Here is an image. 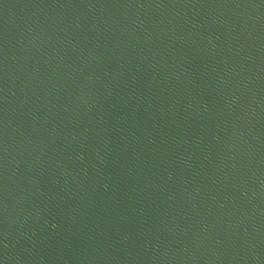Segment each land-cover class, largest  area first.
Listing matches in <instances>:
<instances>
[{
    "label": "water",
    "instance_id": "1",
    "mask_svg": "<svg viewBox=\"0 0 264 264\" xmlns=\"http://www.w3.org/2000/svg\"><path fill=\"white\" fill-rule=\"evenodd\" d=\"M0 264H264V0H0Z\"/></svg>",
    "mask_w": 264,
    "mask_h": 264
}]
</instances>
